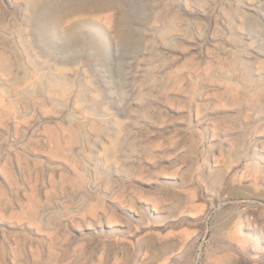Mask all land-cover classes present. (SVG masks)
Segmentation results:
<instances>
[{
	"label": "rangeland",
	"instance_id": "rangeland-1",
	"mask_svg": "<svg viewBox=\"0 0 264 264\" xmlns=\"http://www.w3.org/2000/svg\"><path fill=\"white\" fill-rule=\"evenodd\" d=\"M39 2L0 0V264H264V0Z\"/></svg>",
	"mask_w": 264,
	"mask_h": 264
},
{
	"label": "bare ground",
	"instance_id": "bare-ground-1",
	"mask_svg": "<svg viewBox=\"0 0 264 264\" xmlns=\"http://www.w3.org/2000/svg\"><path fill=\"white\" fill-rule=\"evenodd\" d=\"M77 1V0H76ZM26 5L28 6V8H32V9H34V10H36L35 11V15H34V17H32V18H29L28 19V21H34V20H36V19H38V17H40V15H42V13H39V11H38V8L41 6L40 5V2H39V0H26ZM231 19V18H230ZM29 24V23H28ZM37 29V28H36ZM77 44H79V37H78V34H77V32L74 30V29H70V31H68V39H67V47L68 48H72L73 49V47H75ZM101 41L99 40V41H97V40H94L93 41V46H94V48H96V49H100V47H101ZM244 70V69H243ZM242 71V70H241ZM245 71V70H244ZM242 73H243V75L245 76V78L246 79H248L249 77H248V75H246L243 71H242ZM48 80H49V84L50 85H58V86H61V81H55L53 78H51V77H49L48 78ZM59 80V79H58ZM48 83V82H47ZM65 84V83H64ZM62 85H63V83H62ZM65 86V85H64ZM63 87V86H62ZM54 88V87H53ZM64 88V87H63ZM60 89H61V87H60ZM111 150H113L114 151V149H116L117 148V145H118V143H117V141L116 140H112L111 141Z\"/></svg>",
	"mask_w": 264,
	"mask_h": 264
}]
</instances>
